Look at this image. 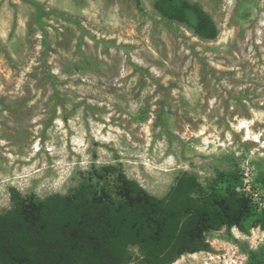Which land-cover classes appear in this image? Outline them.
<instances>
[{
    "label": "rangeland",
    "instance_id": "rangeland-1",
    "mask_svg": "<svg viewBox=\"0 0 264 264\" xmlns=\"http://www.w3.org/2000/svg\"><path fill=\"white\" fill-rule=\"evenodd\" d=\"M0 0V215L9 189L66 194L112 166L163 198L176 179L264 174V0H190L218 29L203 40L156 0ZM245 125V127H242ZM240 192V191H238ZM241 193V192H240ZM205 236L173 264H246L264 228ZM137 256L135 249H132Z\"/></svg>",
    "mask_w": 264,
    "mask_h": 264
},
{
    "label": "trees",
    "instance_id": "trees-1",
    "mask_svg": "<svg viewBox=\"0 0 264 264\" xmlns=\"http://www.w3.org/2000/svg\"><path fill=\"white\" fill-rule=\"evenodd\" d=\"M35 7L36 22L47 36L44 18ZM165 20L182 24L203 40L218 29L211 16L190 0H156ZM66 194L44 199L9 189L10 209L0 215V264H173L186 254L209 252L205 236L225 228L247 232L246 221L264 228V210L236 191L240 176L219 174L221 185L206 187L190 174L180 175L163 198L149 194L112 166L93 167ZM264 190V174L257 178ZM132 249H135L137 256ZM246 264H264V245H241Z\"/></svg>",
    "mask_w": 264,
    "mask_h": 264
},
{
    "label": "built area",
    "instance_id": "built-area-1",
    "mask_svg": "<svg viewBox=\"0 0 264 264\" xmlns=\"http://www.w3.org/2000/svg\"><path fill=\"white\" fill-rule=\"evenodd\" d=\"M237 190L250 198L259 211L264 210V192L256 187L253 178L247 172L243 173L241 186Z\"/></svg>",
    "mask_w": 264,
    "mask_h": 264
},
{
    "label": "bare ground",
    "instance_id": "bare-ground-1",
    "mask_svg": "<svg viewBox=\"0 0 264 264\" xmlns=\"http://www.w3.org/2000/svg\"><path fill=\"white\" fill-rule=\"evenodd\" d=\"M242 127H245V125H242Z\"/></svg>",
    "mask_w": 264,
    "mask_h": 264
}]
</instances>
